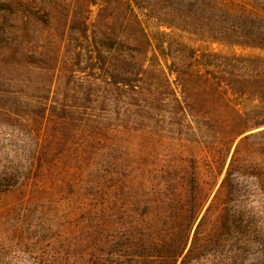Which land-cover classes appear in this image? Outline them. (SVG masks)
I'll return each mask as SVG.
<instances>
[{
  "label": "trees",
  "instance_id": "obj_1",
  "mask_svg": "<svg viewBox=\"0 0 264 264\" xmlns=\"http://www.w3.org/2000/svg\"><path fill=\"white\" fill-rule=\"evenodd\" d=\"M236 48L264 0H0V264H264V54Z\"/></svg>",
  "mask_w": 264,
  "mask_h": 264
},
{
  "label": "rangeland",
  "instance_id": "obj_2",
  "mask_svg": "<svg viewBox=\"0 0 264 264\" xmlns=\"http://www.w3.org/2000/svg\"><path fill=\"white\" fill-rule=\"evenodd\" d=\"M226 1H234L236 3H239V4H243V5H246V6H252V5H255L257 4L258 2L260 3L261 0H226ZM216 49H223L224 51H232L231 49L227 48V47H221V46H218V45H215L214 46ZM235 51L237 52H241V53H245V54H261L263 55L264 54V51L262 50H257V49H250V48H236ZM3 168L0 166V171L2 170ZM251 258L254 257V254H251Z\"/></svg>",
  "mask_w": 264,
  "mask_h": 264
}]
</instances>
